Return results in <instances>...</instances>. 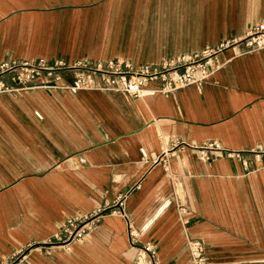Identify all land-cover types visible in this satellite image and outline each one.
Instances as JSON below:
<instances>
[{"label": "crops", "instance_id": "1", "mask_svg": "<svg viewBox=\"0 0 264 264\" xmlns=\"http://www.w3.org/2000/svg\"><path fill=\"white\" fill-rule=\"evenodd\" d=\"M260 21L264 0H0V61L156 65ZM217 62L200 86L167 93L153 81L142 96L39 82L0 94V262L138 185L126 210L157 264H191L187 239L210 264H264V49L229 48ZM179 141L240 158L177 147L158 159ZM44 253L26 264H143L112 214Z\"/></svg>", "mask_w": 264, "mask_h": 264}, {"label": "built area", "instance_id": "2", "mask_svg": "<svg viewBox=\"0 0 264 264\" xmlns=\"http://www.w3.org/2000/svg\"><path fill=\"white\" fill-rule=\"evenodd\" d=\"M229 48H235L239 52L264 49V21L251 24L241 38H229L215 46H207L195 53L168 58L156 65L134 67L131 62L124 59L92 63L82 60L72 63L63 60L46 61L42 58L23 61L3 60L0 61V94L19 92L27 89L28 83L39 82L41 87L69 93L99 89L129 96H142L147 85L153 81H159L161 83L159 91L167 93L191 84L200 86L219 68L218 55ZM66 75H71L70 81L64 80ZM177 147H190L204 159L208 158L211 151L223 150L216 141L200 146L179 141L173 143L170 149L163 150L158 159L166 158L167 154L175 151ZM223 151H226L227 156L240 158L239 152ZM262 154L264 155V149ZM259 156L261 154H255V157ZM136 187L138 185L120 193L110 204L96 208L91 213L66 218L59 225L53 238L43 243L30 244L15 254H22L28 249L48 252L52 247L69 250L74 242L84 236L91 225L98 222L102 216L112 214L125 221L129 245L139 250L143 264H157L154 245L140 240L141 232L132 224L126 210L127 197ZM184 211L183 207L178 206L179 214ZM187 247L191 264H210L205 258V246L201 241L187 239ZM25 257L26 255H23V258ZM0 264H6V260L1 261Z\"/></svg>", "mask_w": 264, "mask_h": 264}, {"label": "rangeland", "instance_id": "3", "mask_svg": "<svg viewBox=\"0 0 264 264\" xmlns=\"http://www.w3.org/2000/svg\"><path fill=\"white\" fill-rule=\"evenodd\" d=\"M19 92H22L19 91ZM19 92H14V93H2V94H18ZM33 254H45L44 252L42 251H31L30 249L24 251L22 254H15V255H12L10 258H8L6 260V264H26L27 262H29L31 256ZM23 255H26L25 258H23ZM22 260V261H20Z\"/></svg>", "mask_w": 264, "mask_h": 264}]
</instances>
